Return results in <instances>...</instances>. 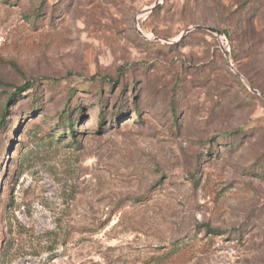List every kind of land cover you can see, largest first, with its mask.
<instances>
[{
    "label": "rangeland",
    "instance_id": "obj_1",
    "mask_svg": "<svg viewBox=\"0 0 264 264\" xmlns=\"http://www.w3.org/2000/svg\"><path fill=\"white\" fill-rule=\"evenodd\" d=\"M0 264H264V0H0Z\"/></svg>",
    "mask_w": 264,
    "mask_h": 264
},
{
    "label": "trees",
    "instance_id": "obj_2",
    "mask_svg": "<svg viewBox=\"0 0 264 264\" xmlns=\"http://www.w3.org/2000/svg\"><path fill=\"white\" fill-rule=\"evenodd\" d=\"M221 33H226V32H223V31H221V30H219ZM247 66V65H246ZM246 66H242L241 68H239V70H240V72L244 75V76H246V78L248 79V81H249V83L255 88V89H259V80H257V75H258V72H257V70H256V68H246ZM108 80L110 81V82H117V79H115V78H108ZM237 80H238V78H237ZM239 82H241L242 83V81L239 79L238 80ZM30 85H31V82H27L26 84H24V85H22V86H18V87H16V92L17 93H20V92H23V91H25L26 89H28L29 87H30ZM101 117L103 118V121H104V119H105V111L102 113V115H101ZM3 122H5V117H3ZM72 132H73V134H74V136H76V128L74 127V124H73V126L71 127V129H70ZM227 133H223V135H226Z\"/></svg>",
    "mask_w": 264,
    "mask_h": 264
},
{
    "label": "water",
    "instance_id": "obj_3",
    "mask_svg": "<svg viewBox=\"0 0 264 264\" xmlns=\"http://www.w3.org/2000/svg\"><path fill=\"white\" fill-rule=\"evenodd\" d=\"M196 28H206L208 29L209 31L213 32V33H216L218 35H221V32L217 29V28H214V27H211V26H208V27H205V26H196ZM139 32L141 34H143L142 30L139 29ZM231 66L234 68V66L231 64ZM240 75V73H238Z\"/></svg>",
    "mask_w": 264,
    "mask_h": 264
}]
</instances>
